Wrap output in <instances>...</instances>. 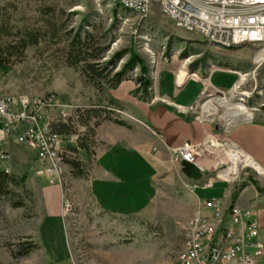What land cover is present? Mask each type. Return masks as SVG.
Instances as JSON below:
<instances>
[{
    "label": "rangeland",
    "instance_id": "374dc122",
    "mask_svg": "<svg viewBox=\"0 0 264 264\" xmlns=\"http://www.w3.org/2000/svg\"><path fill=\"white\" fill-rule=\"evenodd\" d=\"M78 34L88 48L83 55L87 59L73 63L67 45ZM30 35H34L33 39ZM5 42H13L16 47L4 53L9 72L0 77V94L32 98L55 95L59 103L79 107L68 121L73 128L71 134L79 133L92 141V151L102 122L117 124L105 119L110 114L126 123L131 139L143 150L155 152L157 139L153 131L127 112L117 111L119 106L123 109L122 104L118 102L117 107L111 97V78L125 69L133 52L146 61L152 84L147 97L138 81L141 67L127 69L122 85L125 95L155 103V74L160 77L159 82L162 78L171 81L175 68L177 85L193 79L179 97L175 96L184 101L191 94L202 95L208 77L214 86L230 88L240 76L237 79L221 69L238 70L247 75L241 82L243 94L235 95L232 101L244 103L253 119L227 126L224 110L218 108V113L207 120L204 104L215 102L209 96L200 97L188 112L179 110L182 114L192 112L191 116L199 120L203 117V122L213 128L210 133L220 136V143L237 145L250 156L246 147L229 138V132L241 124H264V65L253 73L254 47L225 49L215 45L197 33L178 28L158 4L152 5L149 15L142 16L112 0H0V45ZM88 62H99L96 69L102 75L97 76V81L86 76L84 65ZM190 73L200 79H186ZM91 109L98 110V116L90 118ZM57 113V108L49 110L50 115ZM261 129L264 131V127ZM17 132L13 129L7 135L11 173L18 177L26 174L27 180L15 187L14 196L0 198V264H175L184 246L185 227L200 208L192 196L193 188L182 183L176 163L170 160L168 167L159 170L155 196L146 209L134 215H113L99 208L87 181L75 177L69 165L67 182L52 183L46 177H38L34 169L36 153L30 145L19 142ZM70 135L63 136V141L73 147L75 143H68ZM252 158L264 169L256 157ZM75 159L80 160L78 153ZM237 173L234 181L215 182L212 188L198 187L194 195L205 200L224 197L230 190L232 201L239 188L240 193L246 188V196L252 194L248 186L257 189V184L264 189L263 171L241 165ZM209 174L206 171L204 178ZM223 174L231 176V170ZM263 204L255 203V207ZM26 248L28 253L22 254Z\"/></svg>",
    "mask_w": 264,
    "mask_h": 264
},
{
    "label": "built area",
    "instance_id": "2783aa9c",
    "mask_svg": "<svg viewBox=\"0 0 264 264\" xmlns=\"http://www.w3.org/2000/svg\"><path fill=\"white\" fill-rule=\"evenodd\" d=\"M112 1L142 16L149 15L152 5L158 4L162 13L172 19L178 28L197 33L215 45L225 49L245 45L254 47V74L264 65V0ZM232 72L240 76L232 87L214 86L208 77L200 97L232 101L235 95L243 94L241 82L247 74L238 70ZM188 77L200 79L194 73L187 74L185 78ZM56 108L58 113L51 116L49 110ZM78 108L59 103L55 95L32 98L29 95L0 94V171L12 172L7 135L17 129L19 142L30 145L36 153V175L46 177L52 183H64L70 165L68 161L75 159L76 152L64 145L63 135L56 126L68 123L72 112ZM204 120L202 117L201 121ZM79 138V133L71 134L70 142L77 144ZM219 138L207 132L202 141L174 149V163L181 165L186 160L196 164L203 172L201 180H193V189L214 186L212 180L204 179L206 168L200 163L201 157L206 156L213 161L217 178L232 182L238 175L223 174L232 161L223 153L230 144L220 143ZM224 165L228 168L225 169ZM175 264H264V242L259 237L256 213L253 209L233 203L230 190L224 197L203 200L194 219L185 227L184 246Z\"/></svg>",
    "mask_w": 264,
    "mask_h": 264
},
{
    "label": "crops",
    "instance_id": "0c3cea01",
    "mask_svg": "<svg viewBox=\"0 0 264 264\" xmlns=\"http://www.w3.org/2000/svg\"><path fill=\"white\" fill-rule=\"evenodd\" d=\"M221 71L233 74L237 79L239 77L236 72L222 69ZM155 77L157 78L153 87L158 98L155 103L140 101L135 96L125 95L122 91L125 81L113 89L111 94L115 101L117 99V102L122 104L123 111L142 121L153 131L157 139L154 154L147 151L148 149L143 150L136 141H133L126 126L107 121L102 122L97 129V144L94 150L91 152L81 148L78 150L85 168V176L80 179L87 181L91 197L99 208L113 215H123L121 213L126 216L134 215L146 209L155 196L158 172L161 168H165L170 160L172 161L174 149L184 144L198 143L204 139L207 132L213 131L209 123L192 117V112L189 113L190 115L186 114L195 106L201 96L200 93L191 94L185 97L184 101L175 98L176 95L179 97L180 91H183L187 83L193 79L181 86L177 85L175 68L173 78L170 77L171 81L166 78L163 81L162 78L159 82L160 77L157 74ZM179 109H187V111L182 114ZM263 127L264 124L260 122L247 123L238 125L229 132V138L246 147V150L250 151L262 165H264V131L261 129ZM108 129H112V132ZM68 143L72 144L70 136ZM243 152L246 153L244 150ZM251 159L264 172L262 166L253 158ZM200 163L206 171H210L206 180L210 179L214 183L226 182L216 178L213 161L209 157H201ZM175 166L181 171L182 183H189L188 185L192 188L194 181L183 173L181 165L175 164ZM248 187L252 188V194L244 195L243 192L246 189L244 188L236 202L233 200L232 202L254 210L259 221V237L264 242V204L261 208L255 207V203H264V193ZM195 189H191L192 196L198 204L203 200L194 195Z\"/></svg>",
    "mask_w": 264,
    "mask_h": 264
},
{
    "label": "trees",
    "instance_id": "16d2710c",
    "mask_svg": "<svg viewBox=\"0 0 264 264\" xmlns=\"http://www.w3.org/2000/svg\"><path fill=\"white\" fill-rule=\"evenodd\" d=\"M128 10V9H126ZM34 35H30V38L33 39ZM32 42V41H31ZM30 42V43H31ZM16 44H13V42H5L3 43V45H0V77L2 75H5L9 72V67L7 64V59L4 56V53L6 51H10V49L15 48ZM68 47V54L71 58V60H75L73 61V63H77L81 60H86L87 58L83 57V55L86 54L88 48L84 46V42L81 39V36L78 34L77 36H75L70 43L67 45ZM98 55H94V57H96ZM72 63V64H73ZM96 64H99V62L97 63H86V65H84V71L86 72V76L90 77L91 80L93 81H97V76H101L102 72L98 71L96 69ZM140 66L141 67V76L138 78V81L141 83L142 85V89L145 93V95L148 97L149 96V88L152 84V81L150 80V78L148 77V65L146 63V61L140 57L136 52L132 53V57L130 59V61L127 63L125 69H123L120 72H117L112 78H111V84H112V88H117L125 79V72L127 71V69H132L135 66ZM115 103H117V107L119 106L118 102L115 101V99H112ZM122 108H118L117 111H121ZM98 116V110H90V115L89 117H96ZM106 120H111L119 125H124L126 124L123 120L119 119V118H113L110 114L106 115L105 117ZM57 130L59 131V133H61L63 136L65 135H70L71 131H72V126L69 123H60L57 126ZM77 146L72 147V149L78 153L79 148L84 149L88 152L92 151V146L94 145V143L90 140H86L83 139L82 137H80L78 139L77 142ZM70 163V168L72 170V172L74 173L75 177L77 178H82L85 176V168H84V163L82 160H77V159H73L68 161ZM27 180V175L24 174L21 177L16 176L15 174L12 173H6V172H2L0 171V198H8V197H12L16 194L15 191V187L18 186H22L25 181ZM255 183V182H254ZM256 188L260 191V192H264V189L260 188L257 184ZM241 188L237 189L234 193L233 196V202L236 201V199L238 198V195L240 193ZM20 204V203H18ZM29 251V249H25V251L22 254H27Z\"/></svg>",
    "mask_w": 264,
    "mask_h": 264
},
{
    "label": "bare ground",
    "instance_id": "6f19581e",
    "mask_svg": "<svg viewBox=\"0 0 264 264\" xmlns=\"http://www.w3.org/2000/svg\"><path fill=\"white\" fill-rule=\"evenodd\" d=\"M179 82H181L180 78ZM204 106V117H206L207 120L212 119L218 108H222L224 110V119L227 126L236 124L239 121H249L254 117L253 113L244 103H236L228 99L216 98L214 104L211 105L205 103ZM223 153L228 160L232 161V165L228 168V170H231V175L237 173V170L241 165L250 166L262 172L260 166H258L251 159L252 157L250 156V158L248 155H246V153H244L243 150L237 145H232L231 147L225 149Z\"/></svg>",
    "mask_w": 264,
    "mask_h": 264
},
{
    "label": "water",
    "instance_id": "95a60500",
    "mask_svg": "<svg viewBox=\"0 0 264 264\" xmlns=\"http://www.w3.org/2000/svg\"><path fill=\"white\" fill-rule=\"evenodd\" d=\"M181 168L183 173L191 180H201L203 178V172L194 163L183 160L181 162Z\"/></svg>",
    "mask_w": 264,
    "mask_h": 264
}]
</instances>
